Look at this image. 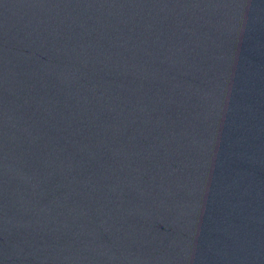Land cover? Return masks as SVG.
<instances>
[{
  "label": "water",
  "instance_id": "water-1",
  "mask_svg": "<svg viewBox=\"0 0 264 264\" xmlns=\"http://www.w3.org/2000/svg\"><path fill=\"white\" fill-rule=\"evenodd\" d=\"M0 264H264V0H0Z\"/></svg>",
  "mask_w": 264,
  "mask_h": 264
}]
</instances>
